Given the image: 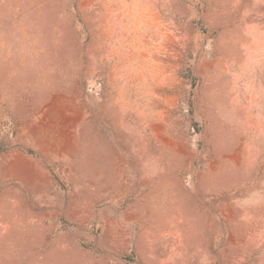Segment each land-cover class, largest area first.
I'll list each match as a JSON object with an SVG mask.
<instances>
[{"label": "rangeland", "instance_id": "rangeland-1", "mask_svg": "<svg viewBox=\"0 0 264 264\" xmlns=\"http://www.w3.org/2000/svg\"><path fill=\"white\" fill-rule=\"evenodd\" d=\"M0 264H264V0H0Z\"/></svg>", "mask_w": 264, "mask_h": 264}, {"label": "crops", "instance_id": "crops-1", "mask_svg": "<svg viewBox=\"0 0 264 264\" xmlns=\"http://www.w3.org/2000/svg\"><path fill=\"white\" fill-rule=\"evenodd\" d=\"M22 167L26 170H28L29 174H33L36 173V171H38V168H35V164L34 163H28V162H23L22 163ZM39 167V166H38Z\"/></svg>", "mask_w": 264, "mask_h": 264}]
</instances>
